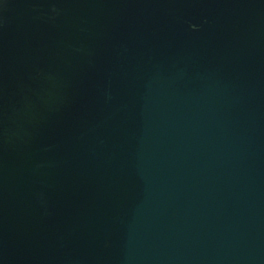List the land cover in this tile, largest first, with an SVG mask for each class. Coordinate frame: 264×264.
<instances>
[{"label":"water","instance_id":"water-1","mask_svg":"<svg viewBox=\"0 0 264 264\" xmlns=\"http://www.w3.org/2000/svg\"><path fill=\"white\" fill-rule=\"evenodd\" d=\"M0 264H264V0H0Z\"/></svg>","mask_w":264,"mask_h":264},{"label":"trees","instance_id":"trees-1","mask_svg":"<svg viewBox=\"0 0 264 264\" xmlns=\"http://www.w3.org/2000/svg\"><path fill=\"white\" fill-rule=\"evenodd\" d=\"M23 99H24V96L21 98V102L23 101Z\"/></svg>","mask_w":264,"mask_h":264}]
</instances>
